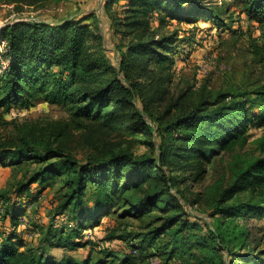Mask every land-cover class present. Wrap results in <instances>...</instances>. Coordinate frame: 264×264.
Returning <instances> with one entry per match:
<instances>
[{"label":"trees","instance_id":"1","mask_svg":"<svg viewBox=\"0 0 264 264\" xmlns=\"http://www.w3.org/2000/svg\"><path fill=\"white\" fill-rule=\"evenodd\" d=\"M118 1H103L110 20L116 19L115 31L130 38L127 50L120 53L117 70L98 47L102 37L87 22L93 16L55 23L18 21L0 27V108L8 110L12 104L29 106L34 95L47 94L52 101L70 104L77 119L112 122L121 110L132 111L134 126L142 135L150 138L154 129H159V161L170 157L176 162L195 160L198 166L246 140L251 111L260 110L264 122V84L250 91L220 92L213 98L209 94L190 110L164 119L157 112H147L149 106L136 78V71L145 69L151 61L167 60L165 51L176 42L172 35L157 39L150 35L152 17L160 23L172 18L188 22L211 19L220 32L226 20L223 16L230 8L256 26L261 43L258 40L252 43L253 60L264 70V0H221L219 6L204 0H126L119 17L116 11H111ZM136 96L144 103L143 113L152 125L137 112L133 103ZM155 123L158 127L153 126ZM24 160H34L40 165L28 171L26 180L9 195H3L7 206L5 218L1 219L3 224L0 223V264H128V257L115 263L117 255L112 258L103 249L97 255L89 253L81 259L73 256L56 259L49 252L53 247L70 250L87 247L91 243L84 230L104 224L106 221L100 218L116 208L124 209L123 214L149 217L150 229L135 233V237L143 242L148 238L161 242V238L168 237L158 248V254H166L167 259L184 241L191 240L185 231L195 225L172 192L176 178L167 176L163 165L150 156L134 157L121 151L107 157L89 156L82 162L61 148L27 137L13 145L0 146V166H13ZM55 182L60 184L61 193L54 215H62L67 223L56 225L51 218L45 227L35 230L39 239L30 246L21 233L19 221L27 204L36 199L31 185L44 188ZM248 190L264 192V156L235 173L231 184L220 193L212 216L264 218V205L256 201L229 202L237 193ZM6 220L8 224L4 226ZM69 228L70 232H66ZM210 234L200 243L207 248L204 263L222 264L218 250L225 248L223 243L230 234L216 231ZM241 236L246 238L247 232L243 231ZM169 247L171 250L167 251ZM190 249L189 246L183 252ZM231 256L235 260L230 264L236 261L260 264L261 260L258 252Z\"/></svg>","mask_w":264,"mask_h":264},{"label":"rangeland","instance_id":"2","mask_svg":"<svg viewBox=\"0 0 264 264\" xmlns=\"http://www.w3.org/2000/svg\"><path fill=\"white\" fill-rule=\"evenodd\" d=\"M103 1L0 0V27L18 21L55 23L93 16L87 22L102 37L98 47L117 70L120 53L127 50L126 44L130 38L115 31L116 19L110 20L105 13ZM204 1H212L214 4L211 5L219 6L221 0ZM125 4L126 0H119L111 11H116L118 16V13L124 11ZM226 12L228 14L223 16V20L226 19L225 25L220 32L216 31V24L211 19L201 18L188 22L172 18L164 23H160L156 17L150 19L151 36L157 39L172 35L176 42L165 51L164 57L168 59L163 63L153 60L145 69L136 71L141 95L149 106L147 112H157L164 119H169L190 110L209 94V98H213L220 92L250 91L264 84V70L253 60L252 43L259 37L256 26L234 8ZM119 76L122 77V74ZM139 100L137 96L133 100L137 112L143 114L145 121L152 125L150 118L143 113L144 103ZM131 113L121 110L112 122L105 119H77L70 104L52 101L47 94L34 95L29 106L12 104L8 110L0 108V146H10L27 137L61 148L82 162L89 156L107 157L121 151L131 153L134 157H152L159 165H163L167 176L176 178L172 192L183 204L190 223L195 225L185 231L191 240L184 241L181 250L177 249L167 259L166 254H158V248L160 243L169 240L168 237L161 238V242L150 238L143 242L135 237V233H144L150 229V218L123 214L124 209L116 208L100 218L106 221L104 224L84 230L90 245L75 250L53 247L49 249L50 254L56 259L62 256L81 259L89 253L97 255L99 249H103L112 258L117 255L115 263L128 257V264H201L204 263L207 248L200 243L216 231L222 235L230 234L223 243L225 248L218 250L222 264H230L231 260H235L231 254L238 252H258L261 258L258 263L264 264V218H226L220 214L212 216L220 193L231 184L235 173L249 162L264 156V122L260 118L262 112L258 109L250 112L245 141L237 142L208 161L203 160L201 166L195 160L176 162L171 157L159 161V129H154L150 138L142 135L135 128V117L132 118ZM153 126L158 127L156 123ZM39 165L34 160H24L17 165L0 166V200H5L3 195H9L15 186L26 180L25 174ZM31 191L36 194V199L24 208L19 226L25 241L33 246L39 239L36 229L45 227L51 218H54L56 225L67 223V219L59 214L54 215V207L61 193L58 182L44 188L32 184ZM236 199H251L264 205V192L243 191L229 202ZM5 202H0V223L5 218ZM243 231L247 232L246 238L241 236ZM108 236L112 239L106 240ZM189 246L191 249L183 252ZM170 250L169 247L167 251ZM240 263L236 261V264Z\"/></svg>","mask_w":264,"mask_h":264},{"label":"crops","instance_id":"3","mask_svg":"<svg viewBox=\"0 0 264 264\" xmlns=\"http://www.w3.org/2000/svg\"><path fill=\"white\" fill-rule=\"evenodd\" d=\"M4 224H5L4 226H7V224H8L7 220L4 222Z\"/></svg>","mask_w":264,"mask_h":264},{"label":"built area","instance_id":"4","mask_svg":"<svg viewBox=\"0 0 264 264\" xmlns=\"http://www.w3.org/2000/svg\"><path fill=\"white\" fill-rule=\"evenodd\" d=\"M24 224H22V226H23Z\"/></svg>","mask_w":264,"mask_h":264}]
</instances>
